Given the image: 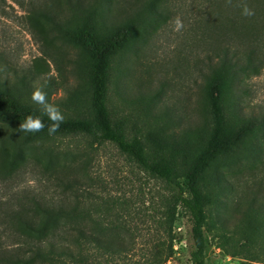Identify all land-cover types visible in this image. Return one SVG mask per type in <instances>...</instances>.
I'll list each match as a JSON object with an SVG mask.
<instances>
[{
	"label": "rangeland",
	"instance_id": "rangeland-1",
	"mask_svg": "<svg viewBox=\"0 0 264 264\" xmlns=\"http://www.w3.org/2000/svg\"><path fill=\"white\" fill-rule=\"evenodd\" d=\"M84 2L86 9L80 12L68 0H59L57 12L67 22L60 28L74 29L86 17H93L102 40L118 29L125 30L124 46L113 57L109 108L115 119L125 122L128 136L142 139L150 159L171 162L183 182L203 142L201 130L209 125L202 73L206 64L195 26L198 2ZM9 12L0 16V78L17 87L24 103L40 108L32 102L31 93L43 86L48 101L60 107L65 119L91 117L87 49L69 40L47 18L29 16L16 5ZM177 17L184 25L180 31L174 30ZM235 84L236 103L228 106L224 99L230 127L243 121H255L257 126L243 144L244 157L216 159L201 180L209 198L207 264H264V74L246 71ZM49 143L52 154L58 156L55 160L42 148L27 150L26 165L11 179L0 178V188L13 186L17 191L59 199L58 186L65 185L48 178L46 172L64 162L61 152H67L75 174L88 182L82 170L86 166L94 182L80 186H98L96 190L105 198L121 202L111 214H104L107 233L120 235L125 242L123 257L115 259L116 264H192V219L183 205L177 206L172 219L173 191L165 180L143 170L111 142L99 143L84 134H60ZM3 147L13 159V139L4 141ZM21 162L17 160L15 167Z\"/></svg>",
	"mask_w": 264,
	"mask_h": 264
},
{
	"label": "trees",
	"instance_id": "trees-1",
	"mask_svg": "<svg viewBox=\"0 0 264 264\" xmlns=\"http://www.w3.org/2000/svg\"><path fill=\"white\" fill-rule=\"evenodd\" d=\"M68 1L80 12L86 9L84 0ZM189 1L192 5L198 2L200 11L195 26L198 47L206 64L202 73L209 125L201 130L203 142L181 182L171 162L164 158L150 159L142 139L136 134L128 136L125 122L115 119L109 108L113 57L124 46L125 30L118 29L102 40L95 32L93 17H86L80 27L68 29L67 22L57 12L59 0H0V16H7L9 8L16 5L29 16L47 18L59 28L65 23L60 29L67 38L87 49L91 55L89 92L93 112L89 118H66L54 135L48 134L50 121L46 116L43 131L21 133L20 123L29 114H39L40 108L22 102L17 87L0 78V163H4V166L0 164V178L11 179L25 166V152L32 148H42L50 153L51 160H55L58 156L52 154L53 146L49 141L56 135L84 134L99 143L111 142L143 170L167 182L173 191L169 208L172 219L178 205H183L192 219L191 262L207 264L211 248L206 230L209 198L201 180L216 159L244 157L243 144L257 126L255 121H243L237 127H230L224 99L233 107L235 83L246 71L253 75L264 74V0ZM245 3L254 10V15H242ZM2 70L0 67V72ZM76 97L77 93L70 97L71 101ZM8 138L16 144L13 159L3 147ZM158 143L164 145L163 140ZM61 153L64 162L60 161L51 172H46L48 178L65 185L58 186L59 199L17 191L13 186H3L4 191L0 188V264H116V260L123 257L125 242L120 235H109L104 222V214H111L121 202L105 198L96 190L98 186H80L87 179L75 174L73 164L67 161L68 153ZM19 159L22 162L16 168ZM82 170L89 179L84 185L93 184L86 166Z\"/></svg>",
	"mask_w": 264,
	"mask_h": 264
},
{
	"label": "clouds",
	"instance_id": "clouds-1",
	"mask_svg": "<svg viewBox=\"0 0 264 264\" xmlns=\"http://www.w3.org/2000/svg\"><path fill=\"white\" fill-rule=\"evenodd\" d=\"M231 3V0H228ZM254 10L251 9L246 3L242 5V15L252 16L254 15ZM184 27L182 20L177 17L175 20V31H180ZM31 100L36 105L40 106L39 114L33 115L29 114L20 123V132L27 133H38L45 129L46 125L44 122V117L46 116L50 123L47 125V130L49 135H54L59 131L61 124L64 122L65 117L56 104L50 103L48 101V94L44 90V87H36L31 93Z\"/></svg>",
	"mask_w": 264,
	"mask_h": 264
}]
</instances>
